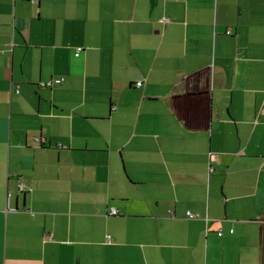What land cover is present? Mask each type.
Instances as JSON below:
<instances>
[{
	"label": "crops",
	"instance_id": "1",
	"mask_svg": "<svg viewBox=\"0 0 264 264\" xmlns=\"http://www.w3.org/2000/svg\"><path fill=\"white\" fill-rule=\"evenodd\" d=\"M0 264H264V0H0Z\"/></svg>",
	"mask_w": 264,
	"mask_h": 264
},
{
	"label": "built area",
	"instance_id": "2",
	"mask_svg": "<svg viewBox=\"0 0 264 264\" xmlns=\"http://www.w3.org/2000/svg\"><path fill=\"white\" fill-rule=\"evenodd\" d=\"M226 34L229 35L230 32L229 31H226ZM80 52H82V48H77L76 51H75L74 56L75 57H78L80 55ZM61 82H62V79H57V80L54 79V81L49 82V83H47V85H44V86H50L52 83L53 84H60ZM141 84H142L141 82H138L137 83V86H140ZM16 92H18V90H16ZM36 142H39V140H36ZM210 170H212V168H210ZM107 212H108V214L110 216H117L118 215V211L115 210L114 208H111V207L109 208V211H107ZM186 216L189 219L196 218V216H194L193 214H190V213H187ZM217 236H221V232H218L217 233Z\"/></svg>",
	"mask_w": 264,
	"mask_h": 264
}]
</instances>
